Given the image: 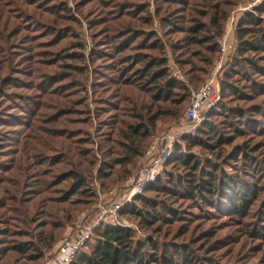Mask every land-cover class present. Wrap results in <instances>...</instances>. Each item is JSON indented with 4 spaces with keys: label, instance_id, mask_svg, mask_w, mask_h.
<instances>
[{
    "label": "rangeland",
    "instance_id": "obj_1",
    "mask_svg": "<svg viewBox=\"0 0 264 264\" xmlns=\"http://www.w3.org/2000/svg\"><path fill=\"white\" fill-rule=\"evenodd\" d=\"M258 9L264 0H0V264H42L100 194L147 168L153 142L185 125L157 179L124 206L142 216L117 226L132 228L146 264H264V44L237 53L235 32L253 13L264 30ZM221 59L219 90L188 121L192 92ZM143 130L150 145L129 163ZM209 164L242 180L238 213L180 188Z\"/></svg>",
    "mask_w": 264,
    "mask_h": 264
},
{
    "label": "trees",
    "instance_id": "obj_2",
    "mask_svg": "<svg viewBox=\"0 0 264 264\" xmlns=\"http://www.w3.org/2000/svg\"><path fill=\"white\" fill-rule=\"evenodd\" d=\"M260 12H264V9H258V13ZM261 24L262 21L256 13L247 14L239 20L235 27L238 40L237 53L243 50H260L259 48L264 44V30ZM247 36H252L254 42L248 41L246 39ZM164 77L165 74H162L159 68L153 71L148 78L156 82L158 78ZM138 134L141 139L137 142V147L132 150L131 157L128 158L129 163H132L136 157H141L151 142V136L148 131L143 130ZM245 162L248 163L247 160ZM180 188L187 190V192L195 196L200 195L201 199H204L206 202L207 198H209V202L213 199H220L221 203L228 204L232 214L239 212L237 209L241 207L237 205L238 203L244 205L248 201L246 198L248 191L245 189L242 180L226 175H218L215 167L210 164L206 167H196L195 171L188 178V184L181 183ZM136 200L140 201L144 207L151 206V202L145 197H137ZM164 211L167 213L166 209ZM125 213L142 216V213L134 204H128L124 207L120 213V218ZM145 220L149 221L147 217ZM96 233L99 237L96 246L90 252L80 253L72 264H146L144 245L136 239L132 228L102 226L97 229ZM155 259L150 264H153L152 262H159ZM154 264L176 263L165 259L162 263Z\"/></svg>",
    "mask_w": 264,
    "mask_h": 264
},
{
    "label": "built area",
    "instance_id": "obj_3",
    "mask_svg": "<svg viewBox=\"0 0 264 264\" xmlns=\"http://www.w3.org/2000/svg\"><path fill=\"white\" fill-rule=\"evenodd\" d=\"M227 43L221 44V50L226 51ZM224 61L221 59L212 77L197 91L191 94V103L185 111V118L193 123L201 120V113L209 105L215 93L219 90L218 74L223 68ZM192 127L185 125L176 131H170L153 142L148 151L149 165L142 167L126 184V190L119 193L116 189L106 195L100 194V203L97 207L86 213L80 221L77 229L65 237L59 244L53 255L48 257L43 264H72L76 257L88 249L94 240L95 233L102 226H117L120 213L128 200L134 194H142L149 183L154 182L161 172L163 165L172 153L175 140L183 132L190 131ZM132 188L130 193L127 191Z\"/></svg>",
    "mask_w": 264,
    "mask_h": 264
}]
</instances>
